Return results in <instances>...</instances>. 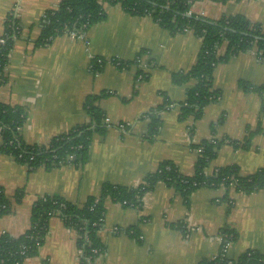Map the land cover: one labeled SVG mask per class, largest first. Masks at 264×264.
<instances>
[{
	"label": "crops",
	"instance_id": "0c3cea01",
	"mask_svg": "<svg viewBox=\"0 0 264 264\" xmlns=\"http://www.w3.org/2000/svg\"><path fill=\"white\" fill-rule=\"evenodd\" d=\"M61 1L0 0V38L11 12L16 10L21 26L8 54L0 104L23 110L19 135L30 146L46 147L54 137L87 125L88 97L98 98L95 106L124 130L108 128L93 135L83 165L48 170L19 164L1 152L0 139V190L11 206L0 216V237L25 235L38 199L61 197L80 207L89 197H98L103 185L137 188L166 161L192 176L197 148L204 142L217 143L205 175L229 166H237L241 176L264 170V59L255 49L218 63L211 83L218 98L204 107L199 119L180 120L178 106L192 82L177 86L172 75L185 74L195 65L201 39L189 29L172 33L149 17L99 0L104 19L89 27L83 40L63 34L35 46L44 14ZM189 10L210 21L242 16L264 28V0H198ZM225 48L222 43L217 55L223 56ZM93 61H100L95 72ZM115 62L124 66L119 69ZM165 101L172 107L159 113L161 125L150 137L148 115ZM18 190L23 197L16 204L12 197ZM226 230L237 235L226 259L235 261L249 251L264 257V190L245 195L201 187L186 201L157 183L134 207L106 200L98 232L102 251L94 264L212 261ZM78 254L76 234L52 217L42 246L22 264H80Z\"/></svg>",
	"mask_w": 264,
	"mask_h": 264
},
{
	"label": "trees",
	"instance_id": "16d2710c",
	"mask_svg": "<svg viewBox=\"0 0 264 264\" xmlns=\"http://www.w3.org/2000/svg\"><path fill=\"white\" fill-rule=\"evenodd\" d=\"M198 0H105L110 5H120L127 13L138 17H149L162 29L172 33H182L189 29L201 39V47L195 65L185 74L172 75V82L177 86L192 82L186 89V99L178 106L179 118L184 120L192 116L200 118L205 106L215 102L219 93L211 90L213 68L227 60L230 55L255 49L264 59V28L251 24L242 16L224 17L210 21L203 17L186 16L191 4ZM226 3L230 0H217ZM241 1V0H236ZM104 13L98 0H62L52 10L47 11L41 20V34L35 46H45L57 36L68 32H86L89 27L102 21ZM21 26L16 12H11L5 22L3 44L0 45V86L5 82L4 69L7 58L15 41L19 38ZM226 43L223 56L217 50ZM118 68L124 64L115 62ZM98 62L93 61L92 71L97 70ZM98 98L88 97L84 104L90 118L87 125L75 127L69 132L54 137L46 147L30 146L23 143L19 130L24 123L25 114L18 107L0 104V139L1 152L12 157L16 162L30 170L36 168L52 169L62 165L79 167L88 157L92 136L102 135L108 128L103 123L104 115L95 106ZM172 106L165 103L150 113L149 136L157 134L160 127L159 113ZM217 143H202L197 149L199 157L192 176L182 175L171 162H162L157 170L146 176L137 188L113 187L103 185L98 197H89L84 205L77 207L61 197L38 199L30 214L31 228L23 236L12 238L0 237V264H22L36 255L43 244L48 231V222L54 214L64 226L76 234L80 264H94L97 255L93 250L102 251L98 232L102 228L105 215V202L109 198L117 203L126 202L136 205L137 199L150 191L157 183H162L178 192L186 201L198 188L217 189L223 187L245 195L264 190V170L249 176H241L237 166L217 169L209 175L204 171L215 157ZM73 159L68 162V157ZM23 192H15L13 201L18 204ZM11 211L8 199L0 190V216ZM223 236L235 241L234 231H224ZM200 264H264V257L256 252H246L235 261L218 258Z\"/></svg>",
	"mask_w": 264,
	"mask_h": 264
},
{
	"label": "built area",
	"instance_id": "2783aa9c",
	"mask_svg": "<svg viewBox=\"0 0 264 264\" xmlns=\"http://www.w3.org/2000/svg\"><path fill=\"white\" fill-rule=\"evenodd\" d=\"M99 1V0H98ZM104 2H105V0H103ZM13 12H16V10L15 11H13ZM186 16H195L190 10L186 13ZM197 17V16H196ZM198 17H202L201 15L200 16H198ZM186 31H188V29H184L183 30V32H186ZM71 39H77V40H83L84 39V37H85V32L84 33H82V32H79V33H77V32H68V33H66ZM3 44V36L0 38V45H2ZM258 55L259 56H261V53L260 52H258ZM100 61H98V63H99ZM103 123L106 125V127L107 128H109V129H112V128H115V129H117V130H119V131H122V130H124V125H122V124H118V123H116V124H113V123H111V121L108 119V118H106V117H104L103 118ZM73 159V157L72 156H69L68 157V162L69 161H71ZM233 185H230V189H233V187H232ZM145 194V193H144ZM142 198V197H141ZM141 198H138L137 199V204L136 205H138V203L140 202V199ZM121 205L122 206H125V207H134L135 205H131V204H127L126 202H123V203H121ZM53 217H58L56 214H54L53 215ZM112 232H117V229H113V231ZM185 238L187 239L188 237H187V234H185ZM220 252H219V254L216 256V257H214L213 259H212V261H215V260H217L218 258H223V259H226V254H227V250H228V248L230 247V244H231V239L229 238V237H225V236H221L220 237ZM93 252V254H95V255H99L100 253L98 252V251H96V250H93L92 251ZM79 254H80V251H79ZM78 254V255H79Z\"/></svg>",
	"mask_w": 264,
	"mask_h": 264
}]
</instances>
